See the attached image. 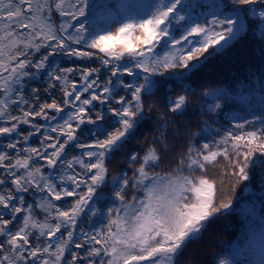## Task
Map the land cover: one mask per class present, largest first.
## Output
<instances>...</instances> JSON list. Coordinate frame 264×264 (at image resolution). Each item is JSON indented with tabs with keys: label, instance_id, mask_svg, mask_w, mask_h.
I'll return each instance as SVG.
<instances>
[{
	"label": "snow or ice",
	"instance_id": "1",
	"mask_svg": "<svg viewBox=\"0 0 264 264\" xmlns=\"http://www.w3.org/2000/svg\"><path fill=\"white\" fill-rule=\"evenodd\" d=\"M231 5L213 0L206 12L194 14L197 6L185 0H158L146 18L119 21L112 31L90 21L89 0H0V141L8 139L0 142V264H176L188 241L231 208V195L217 203L219 189L206 170L223 157L226 174L235 180L234 194L251 179L254 158L264 164V77L258 92L253 83L252 92L238 97L245 104L255 98L260 115L247 119L233 113L229 126L214 130L219 139L199 147L190 142L186 165L182 158L162 175L150 170L161 160L154 146L143 155L131 152L129 166L138 162L131 177L127 172L112 177L118 204L106 209V224L91 223L107 160L142 122L155 114L154 143L167 146L168 125L185 115L194 95L201 97L197 111L208 116L199 135L211 131L209 120L217 122L230 90L200 91L193 76L247 32L246 15L259 21L254 35L264 37V0H231ZM116 15L109 10L105 19L114 21ZM58 59L76 66L61 67ZM93 60L99 66H81ZM101 73L107 74L103 82ZM77 74L79 80L72 78ZM41 78L45 94L62 89V103L40 102V88L30 85ZM170 82L182 87L181 94L172 95ZM14 108L19 115L12 114ZM38 134L39 145L31 146ZM73 148L79 154L66 158ZM130 185L135 192L128 200ZM67 197L73 198L70 207L64 206ZM88 211L90 230H85L81 217ZM242 212L251 217L248 232L232 255L248 252L254 257L250 264H264V214L257 224L254 209Z\"/></svg>",
	"mask_w": 264,
	"mask_h": 264
},
{
	"label": "trees",
	"instance_id": "2",
	"mask_svg": "<svg viewBox=\"0 0 264 264\" xmlns=\"http://www.w3.org/2000/svg\"><path fill=\"white\" fill-rule=\"evenodd\" d=\"M158 0H89L90 7L88 9V15L90 21H95L101 29H109L114 31L119 21L125 19H133L129 17L126 12L137 9L138 5L150 4L148 8L151 12L155 7ZM213 0H185V3H191L197 7L194 9V14L206 12L208 6ZM225 4L231 6V0H224ZM243 9H247L248 6H240ZM109 10L113 13H117L115 20L105 19L109 15ZM226 10H230L226 9ZM138 11V10H137ZM142 18V16H136L135 19ZM247 32L239 37L232 45L227 48L222 54L211 57L205 65L193 76L194 86L202 91L203 88H217L226 87L231 92V99L227 102L222 101L223 111L215 117L216 123L209 120L211 124V131L205 132L203 136L199 135V130L202 127V121L208 119V116H202L197 109L200 106L201 97L194 95L190 97V104L188 111L183 116L173 117V122L168 125V132L166 134L167 146L159 142H155L153 138H159V129L155 128L156 115L153 114L152 118L142 122L136 129L135 134L131 139L125 143L119 151L112 154L111 158L107 160V179L98 187L96 199L93 201L98 208L96 217L92 218V226L99 227L102 223H107L106 209L113 207L115 201L113 193L116 188L112 184V177L127 172L129 177L132 175V169L138 166L132 164L129 166L127 163L128 157L131 152L136 151L141 155L151 145L154 146L159 156L161 157L158 167L150 169L151 171L165 174L176 169L182 158L186 161V153L189 143H195L197 147L202 145L207 140L219 139L216 136L215 129L229 126L228 121L233 113L243 116L247 119H252L253 115H260L259 103L254 98L250 104L242 103L239 100V95L245 92H252L254 89L252 84L255 83V91H259V83L261 77H264V37L254 35L258 32L259 21L257 19L247 18ZM54 21L59 24L58 14L54 15ZM138 34V32L136 33ZM177 30V36L179 35ZM98 51V50H94ZM43 54V50L36 56L39 59V55ZM162 54V51H161ZM61 67L76 66L71 60L58 59ZM79 63V62H78ZM83 67H96L99 66L98 60L91 62H84ZM106 73H101V82L106 77ZM74 79L79 80L78 74ZM173 89L172 95L176 96L181 94L182 87L175 82H170ZM47 85L43 83V78L37 81L31 82L30 87H38L41 91V103L51 102L53 98L57 99L59 103H62V89L58 86L51 96L44 93L43 89ZM30 94V88H29ZM29 99V103H31ZM209 102H211L209 100ZM38 110V106H37ZM163 111V105H161ZM13 115H19L18 108L11 110ZM52 114V113H50ZM38 123L43 121L37 120ZM160 123H163L161 121ZM88 126L84 129L88 131ZM28 126H21L23 134H27ZM190 130V131H189ZM250 130V129H247ZM190 132H197V137H192ZM178 133V134H177ZM222 134V132H221ZM55 135V134H53ZM15 139V137H12ZM84 142H87V138L84 137ZM39 134L32 138L30 141L31 146L39 145ZM3 143H7L8 139L4 138ZM19 147L23 148L21 143ZM79 149H71L68 152L66 158L70 159L73 155H78ZM11 155L15 156V151H11ZM259 155V154H257ZM42 162H37V164ZM227 162L223 157H218L215 164H211L207 167L206 174L209 178L214 179L217 183L218 192L216 195V201L226 199L229 195L232 196L233 204L229 210L224 213L218 214L215 218L210 219L206 226L202 229L199 237L188 241L183 250L176 257V264H218L220 259H227L233 262V264H249L248 252H244L239 257L232 255L234 246L243 243V239L248 232V221L251 217L245 215L242 209L251 207L256 211L255 223H259V217L264 214V185L261 181L264 178V164H261L254 158V162L250 168L251 179L247 182H242L237 185L234 194L232 193V184L235 183L233 177L226 174ZM77 170H79L77 166ZM184 174H188L185 167ZM193 175L199 176L200 172L196 171ZM10 187V184L5 185V188ZM135 190L129 186L126 199L130 200ZM26 200H31V197H26ZM65 207H70L73 198H64ZM39 210H36V216H39L40 220H43V214H39ZM89 215L90 211L86 212L81 217V226L85 230H90L89 227ZM35 243V238H33ZM40 243H43L42 241Z\"/></svg>",
	"mask_w": 264,
	"mask_h": 264
},
{
	"label": "rangeland",
	"instance_id": "3",
	"mask_svg": "<svg viewBox=\"0 0 264 264\" xmlns=\"http://www.w3.org/2000/svg\"><path fill=\"white\" fill-rule=\"evenodd\" d=\"M150 4H143V5H138L136 10L133 11H127L126 14L129 17L135 18L136 16H142L143 18H146L147 15H149L151 12L149 11ZM138 10V11H137ZM107 163V162H106ZM112 164L107 163V169L108 166H111ZM103 184V183H102ZM101 184V185H102ZM254 257L250 255V261L253 260Z\"/></svg>",
	"mask_w": 264,
	"mask_h": 264
},
{
	"label": "flooded vegetation",
	"instance_id": "4",
	"mask_svg": "<svg viewBox=\"0 0 264 264\" xmlns=\"http://www.w3.org/2000/svg\"><path fill=\"white\" fill-rule=\"evenodd\" d=\"M70 90V89H69ZM39 137H40V135H39ZM39 214H40V212H39ZM40 217L39 216H37V219H39ZM13 230H15V229H13Z\"/></svg>",
	"mask_w": 264,
	"mask_h": 264
}]
</instances>
